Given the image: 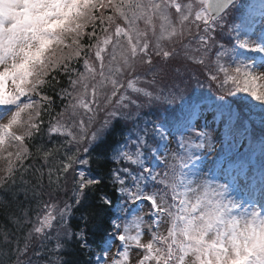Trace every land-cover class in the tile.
<instances>
[{
    "label": "snow or ice",
    "instance_id": "1",
    "mask_svg": "<svg viewBox=\"0 0 264 264\" xmlns=\"http://www.w3.org/2000/svg\"><path fill=\"white\" fill-rule=\"evenodd\" d=\"M0 264H264V0H0Z\"/></svg>",
    "mask_w": 264,
    "mask_h": 264
},
{
    "label": "rangeland",
    "instance_id": "2",
    "mask_svg": "<svg viewBox=\"0 0 264 264\" xmlns=\"http://www.w3.org/2000/svg\"><path fill=\"white\" fill-rule=\"evenodd\" d=\"M259 0H250V3H258ZM242 143H245V147L247 145V143L244 141V140H241ZM251 165L253 166V169H254V174L256 176V180L258 181V177H257V168H259L260 166V157H259V152L254 156V159L252 160L251 162ZM251 177H249V182H251ZM257 196H258V190L257 192L255 193Z\"/></svg>",
    "mask_w": 264,
    "mask_h": 264
},
{
    "label": "trees",
    "instance_id": "3",
    "mask_svg": "<svg viewBox=\"0 0 264 264\" xmlns=\"http://www.w3.org/2000/svg\"><path fill=\"white\" fill-rule=\"evenodd\" d=\"M257 136H259V131H257ZM246 150H247V147L243 151H246ZM256 152H259V151L257 150Z\"/></svg>",
    "mask_w": 264,
    "mask_h": 264
}]
</instances>
